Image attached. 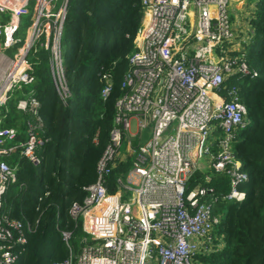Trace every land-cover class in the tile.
<instances>
[{"label": "built area", "instance_id": "obj_1", "mask_svg": "<svg viewBox=\"0 0 264 264\" xmlns=\"http://www.w3.org/2000/svg\"><path fill=\"white\" fill-rule=\"evenodd\" d=\"M30 1L0 0V108L8 105L10 92L19 91L24 97L14 99L15 108L36 115L39 52H46L60 99L71 96L61 42L69 0H34L31 31L21 39L17 34ZM243 2L141 0L142 17L96 181L69 209L84 236L75 249L71 233L62 232L69 254L61 264H198L199 254L214 250L222 218L217 204L242 201L245 192L238 185L248 180L233 150L249 124L240 82L258 76L246 54L255 35L252 16L245 30L232 18L231 8ZM100 79L105 98L111 74L105 71ZM28 85L33 87L24 92ZM1 113L0 264H14L27 238L22 221L8 215L5 195L16 181L17 158L42 165L43 140L33 123L24 130L4 126ZM203 157L206 165L199 162ZM127 164L108 191L106 175ZM197 170L228 176L230 190L219 195L201 183L188 188Z\"/></svg>", "mask_w": 264, "mask_h": 264}, {"label": "trees", "instance_id": "obj_2", "mask_svg": "<svg viewBox=\"0 0 264 264\" xmlns=\"http://www.w3.org/2000/svg\"><path fill=\"white\" fill-rule=\"evenodd\" d=\"M251 16L255 35L246 54L258 76L240 82L249 124L233 142L241 169L248 175L238 185L246 197L217 204L222 218L216 234L223 246L199 254L200 264H264V0H256ZM141 17V0H69L61 42L71 96L65 102L60 99L46 52L41 51L35 66L36 115L18 111L14 103L1 113L4 126L24 130L27 122L33 123L43 140L38 148L43 159L40 167L26 158H17V165L12 161L16 181L7 191L4 205L10 217L22 221L27 238L25 251L14 264H61L69 254L63 231L71 233L70 244L79 248L84 232L69 209L74 202H82L84 187L96 181L97 162L108 143L127 56L134 49ZM105 71L111 74L112 86L103 98L100 77ZM128 166H117L106 175L108 191L115 189L116 178ZM196 183L212 187L219 195L230 190L229 178L222 174L207 176L197 170L188 188Z\"/></svg>", "mask_w": 264, "mask_h": 264}, {"label": "rangeland", "instance_id": "obj_3", "mask_svg": "<svg viewBox=\"0 0 264 264\" xmlns=\"http://www.w3.org/2000/svg\"><path fill=\"white\" fill-rule=\"evenodd\" d=\"M256 2V0H244L243 4L244 6H250V4ZM33 4H34V0H31L29 5H28V10H29V14L28 15H24L22 16V19H21V23H20V28H19V33L17 34L21 39L24 38V36H26L27 34H29V32L31 31V25L29 24V16L30 14L32 13L33 11ZM234 7V6H233ZM233 7L231 8V11L233 10ZM24 87V92H26L27 90L31 89L33 86L32 85H28V86H23ZM16 97H24L23 95H21V93L19 91H12L10 92V101L8 102V105L7 106H3L0 108V110L2 112L5 111V109H10L9 108V105L11 103L14 102V99ZM124 144L121 146V150L124 149ZM200 163L206 165L207 164V161L206 159L203 157L199 160ZM206 169V168H205ZM206 172H208V169L204 170Z\"/></svg>", "mask_w": 264, "mask_h": 264}, {"label": "crops", "instance_id": "obj_4", "mask_svg": "<svg viewBox=\"0 0 264 264\" xmlns=\"http://www.w3.org/2000/svg\"><path fill=\"white\" fill-rule=\"evenodd\" d=\"M255 3L256 2L250 4V6H244L243 3L242 4L237 3L236 5H234L232 10V18L238 30H245L249 17L254 12ZM222 246H223V241L220 238H217L212 244V247L214 249L213 251L220 249ZM209 253H205V254H209Z\"/></svg>", "mask_w": 264, "mask_h": 264}, {"label": "bare ground", "instance_id": "obj_5", "mask_svg": "<svg viewBox=\"0 0 264 264\" xmlns=\"http://www.w3.org/2000/svg\"><path fill=\"white\" fill-rule=\"evenodd\" d=\"M246 193V192H245ZM246 197V196H245Z\"/></svg>", "mask_w": 264, "mask_h": 264}]
</instances>
